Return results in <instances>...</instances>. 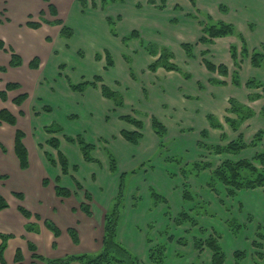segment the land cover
I'll use <instances>...</instances> for the list:
<instances>
[{
  "label": "crops",
  "instance_id": "0c3cea01",
  "mask_svg": "<svg viewBox=\"0 0 264 264\" xmlns=\"http://www.w3.org/2000/svg\"><path fill=\"white\" fill-rule=\"evenodd\" d=\"M54 1L60 16L66 23L74 27L75 31L77 30L76 25L68 21L69 14H74L77 20L83 17L84 27L87 30V34L84 36L87 42L91 38L98 39L95 44L101 46L102 49H96V47L92 56L87 59L95 68V71L88 76L89 79L92 76L106 78L107 74L115 68L105 69L104 58L100 60L95 58L98 51L104 50L103 46L99 45L103 37L108 40L107 46H110L111 54L121 52L119 66L124 83L117 79L113 83L107 81L108 84H105L126 97L124 106L117 107L112 100L103 96L100 89L89 87L83 93L71 90L67 81V77H70V67L63 71L64 76H62L63 73L61 74L59 68L61 62L59 56L68 54L80 66L88 64L87 60H84L86 53L82 57L83 59L79 55V50L84 49L74 47L73 43L77 42L79 37L77 31L74 39L67 40L59 37L60 27L48 26L49 28H43L40 32L48 29L53 31L56 36H52L53 43H47L41 38L42 34L39 35V32L34 33L21 29L14 24V21L4 24L12 28L16 34L12 39L0 31V37L23 56L24 62L20 68H10L11 72L0 74L9 77L10 73H17L16 75L11 74V78L5 81H19L29 93V98L20 108L24 112L23 117L16 111L15 106H9L0 100V108H8L16 115L17 127L25 132L24 143L29 151V168L23 170L15 153L16 128L6 123L0 125V174L9 176L7 180H0V194L9 203V207L0 212V232L15 236L8 241L5 251L6 263L18 264L15 261V254L16 250L20 248L24 258L22 264H47L32 257L28 246L29 242L34 243L38 252L48 258L100 252L104 238L105 216L113 201L112 198L118 194L119 177L145 162L147 167L144 171L133 175L129 180V184L135 183V186L130 189V194H128L127 208L129 209L127 213L125 212L126 215L124 214L121 218L118 231L119 241L136 254L134 255L141 261V264H152L149 259L152 244L149 243L148 238H151L155 245L168 243L165 264H212V251L205 246L203 252H200L195 246V240L197 238L205 240L213 231L221 236L220 242L226 256L224 264H237L235 252L239 250L246 253L241 264H257V262L262 264L264 248L256 249L252 241L255 239L257 229L259 227L264 229L263 187L242 189L237 191L235 197H231L228 194L229 188L223 183H218V194L215 191H210L206 186L211 176V170H205L200 177L189 176V182L193 185V190L198 196L195 202L185 203L181 188L184 178L180 169L196 160L190 157L188 150L192 151L195 148L198 143L197 139L203 137L202 132L207 134V137L204 138L205 143L223 146L227 142L233 141L239 132L243 134L245 142L250 144L259 130L264 131V118L260 115L264 106L263 88H248L245 85L251 78L263 83L264 73L260 72V68L251 64L249 57L242 58L241 68L237 69L231 56V46L235 45L240 50L241 40L236 36L216 38L207 45L202 44V50L196 45L194 58L188 57L180 48V44L198 41L203 36V32L197 20L185 15V13L193 11L191 6L185 3V7L175 13H170L168 10L165 13H159L148 6L145 9L151 11L154 16L151 19L133 20L129 27H124L127 16L122 12V21L118 25L119 32L127 33L137 29L140 34L139 39L132 40L130 46H125L119 39L111 35L106 26L105 17L113 14L109 11V5L106 6L105 12L103 10L100 12V9H97L95 12L98 14H93L88 18V11L85 15L80 13L83 8L78 0ZM7 2V13L9 12L11 18L16 3L23 5V8L26 9V16L29 12L38 16L27 6V0H8ZM220 3L226 7V10H220ZM197 7L207 9V12L216 20L238 26L243 36L246 37L250 51L259 48L260 44L264 43V31L257 37L255 31H249L247 27L264 20V0H197ZM43 8H45V4L40 1L36 11ZM172 15L179 17L180 21L177 24L170 23ZM194 27L197 31L190 30ZM123 28H126V31H123ZM156 42L177 52L179 56L177 57V53H175V61L185 73H191L192 77L187 78L178 71L166 70L163 67H159L155 72L149 70L148 66L158 58V51L153 45ZM198 49L199 53H197ZM204 51L207 52L205 58H209L216 65L227 66L228 76L211 72L206 68L202 61L203 57H201ZM3 55L0 51V65L8 62V58ZM34 56L41 58V66L35 70L29 67V62ZM50 64H52V73H49ZM79 70H83V67H80ZM236 71L239 73L240 86L232 83L231 77ZM83 75L80 73L76 82L81 81ZM218 80L226 82L219 84L215 82ZM202 85L203 88L200 87ZM44 95L51 96L52 113L43 111V105L46 104L43 99ZM257 95H261V97L255 98L254 96ZM35 97L38 100L42 99L43 103L40 100L34 101L37 105L28 108L29 103ZM230 99L237 100L254 112V116L241 125L238 134L226 123V117L233 119L237 117L236 114L230 112ZM133 109L136 110V115L133 116L144 124L141 130L143 137L138 145L129 143L121 135L122 130H137L131 123L119 120L123 115L131 114ZM36 112L40 115L37 116ZM73 114L78 115V119L70 118ZM211 115L212 120L209 118ZM45 116L48 118L47 121L41 123V118ZM106 116H110V123L105 122ZM153 116L167 127L168 150L166 151L161 150V139L153 130ZM23 120L35 122V127L31 128V125L25 127ZM53 121L61 124L67 134L84 133L87 140L95 145L101 138L109 140L112 151L120 159L116 175L112 176L109 173L108 163H105L103 170L105 176L101 179L102 161L100 166L86 162L77 145L59 139L60 133L55 135L59 137L60 149L69 159L70 165L79 166V171L75 173L77 179L86 191L90 190L92 216H88L81 209V204L85 202V198L80 192L82 190L77 188L68 175L63 174L59 165H52L46 157L45 152L53 157L57 155L52 152L53 148L47 144L52 134L43 129ZM76 121L82 123L81 126H75ZM213 122L220 123L222 127L214 126ZM223 134L227 137L225 140H223ZM38 135L39 137H37ZM263 148L264 139L257 147H248L238 154H216L207 148H198L201 151L195 152V154L202 156L205 160L208 159L214 164L213 168H216L225 160H251ZM126 149L131 151L127 157ZM133 149L135 150L132 151ZM95 154L94 151L93 155L95 156ZM178 156L184 159L181 165L167 159ZM255 164L261 167L260 164ZM82 166L83 168L86 166V169L90 170L86 177L89 182L86 185L92 184V188L86 187L84 184L83 171L80 169ZM93 174L95 180H93ZM58 177L61 179L60 185L72 192L70 197L57 196L55 189ZM44 179L49 180L47 187L43 185ZM149 185L159 190L167 201V203H161L151 213H149L151 203L148 194ZM14 193L24 194V199H19ZM136 193H139L141 202L139 207L134 209L130 198ZM19 205L25 206L34 214H39L44 221H38L34 216L30 219L25 218L18 210ZM185 208L205 229H208V235L201 234L198 231L199 227H193L190 223L179 226L173 223L170 215L175 216ZM207 209L213 215H208ZM169 210L170 213H168ZM125 216L127 217L125 218ZM232 218H236L242 225L241 233L237 237L227 226V222ZM45 220H51L59 227L61 230L59 237H55L45 226ZM151 224L154 227L149 234ZM29 225H34L38 230H27ZM70 228L76 229L79 235V244L73 242L68 232ZM166 229H170L171 234L173 233L176 238L186 239L187 244L181 245L176 241V238L175 241L168 242L165 237L160 236V232ZM261 242L264 246V241ZM259 252L262 253V258L257 256ZM72 264L79 263L73 262Z\"/></svg>",
  "mask_w": 264,
  "mask_h": 264
},
{
  "label": "trees",
  "instance_id": "16d2710c",
  "mask_svg": "<svg viewBox=\"0 0 264 264\" xmlns=\"http://www.w3.org/2000/svg\"><path fill=\"white\" fill-rule=\"evenodd\" d=\"M48 4V9L50 10V13L54 16H58L57 8L54 4L50 3V0H45ZM115 0H102V5L105 6L109 2H113ZM120 1V0H119ZM123 1V0H121ZM163 3V6H165V3L167 0H161ZM192 6L197 9V0H189ZM81 3V6L83 9H86L89 1L88 0H79ZM93 7H97L96 1L91 0ZM150 4H155V0H149ZM221 10H226V7L223 5H220ZM200 13V11H198ZM41 14H44V11H41ZM194 17V16H193ZM108 24L110 25L111 32L118 36L117 32L115 31V21L113 18L108 17L107 18ZM202 23V32L203 36L200 38L199 43L201 44H208L211 43L216 38H222L227 36H237L241 42L242 47L239 50L237 46L232 45L231 46V55L235 62V65L238 69H240L241 64L239 60V54L242 55H249V49L247 46L246 39L242 35V33L237 29V27L229 22L225 21H214L210 16L206 17V21H200ZM49 24L54 25H60L61 26V35L64 38H71L74 36V30L65 24V22L62 19H56L52 23L47 21ZM28 25L32 28H39L41 26V23L39 22H29ZM138 36L137 32H133L130 36L131 38ZM129 37V39H130ZM125 39H123L124 41ZM182 47L184 48L186 54L189 57H193V45L189 43L182 44ZM0 49H5V43L2 39H0ZM11 53V60L9 63V67H20L23 64L22 57L16 53L14 50L10 49ZM207 52H205L206 54ZM79 55L81 57L84 56V52L80 51ZM104 58L106 60V68L114 66V59L111 55V53L107 50L104 51ZM172 56V53L168 49H162L160 57L149 66V69L152 71H156L159 67H165L169 70H176L180 71V68L169 62V58ZM96 60L102 59V55L100 53H97L95 56ZM250 60L254 67L262 68L264 65V44L261 45L260 49H255L251 51L250 54ZM204 64L206 68L211 72H218L224 76H228L229 71L226 65L220 64L216 65L209 61L208 59H204ZM40 65V59L39 57H35L31 63L30 67L32 69H38ZM60 70L63 71L66 68L65 64H60L59 66ZM7 68L4 66H0V71H6ZM62 74V72H61ZM186 77H190L189 74H186ZM67 81L69 83V86L71 90L79 93H83L86 91L87 88L93 87L100 89L103 96L107 99L112 100L117 107H123L124 106V96L110 88L107 84L104 83V80L101 76H95L92 80H86L83 78L82 81L75 83L72 82L68 77ZM219 84H224L226 81H215ZM99 83L101 85L99 86ZM232 83L234 85L240 86V78L238 71L234 72L232 75ZM248 88H263L264 90V84L255 79L251 78L249 79L246 84ZM21 88V85L19 83L14 82H8L6 84V87L4 90H0V98L3 101L8 100V92L13 90H18ZM29 95L28 93H21L17 97L14 98L13 103L21 106L27 99ZM252 97V96H251ZM255 98H260L261 95L254 96ZM230 112L235 113L237 115L236 118H229L226 117V121L231 124L234 130L239 131L241 124L248 119L249 117L254 116V112L251 108L240 104L235 99H230ZM43 110L45 112H51L53 108L51 106H44ZM20 114L24 115V112L20 110ZM38 115V113H37ZM261 117L264 118V106L261 109L260 112ZM75 118V117H72ZM209 118L212 120L213 117L209 116ZM122 120H125L128 123H131L134 125L137 130L135 131H128V130H122L121 135L130 143L134 145H138L140 140L142 139L143 135L141 130L143 129V122L140 119H137L133 115H125L121 117ZM8 123L12 126L17 125V117L7 108L0 109V123ZM213 125L216 127H222L220 123L213 122ZM152 127L154 132L157 134V136L161 139L160 147L164 148L166 147V144L162 141L166 134H167V127L156 117H152ZM44 130L52 134V137L47 141V144L54 148L57 151V158H54L52 155H50L48 152H45L46 157L48 161L56 166L59 165L62 169L63 174L67 175L70 173V162L67 156L61 152L60 150V142L57 137L54 135L57 133H61L64 131L63 127L59 125L57 122H53L52 124L46 126ZM203 136H207L206 133L202 134ZM26 134L23 130L17 128L15 132V153L19 159L20 167L23 170H26L29 168V151L24 143V138ZM65 139L72 144H77L85 161L87 162H99L97 159L94 158L92 152L96 148V146L90 142H88L85 137L81 134H78L76 136L71 135H65ZM223 139H225V136L223 134ZM264 139V131L259 130L255 136L254 139L250 144L246 143L243 135L239 133L238 138L229 142L226 145L220 146V145H208V144H201L199 143V146L203 148H207L209 150H212L213 153L216 154H225V153H231V154H238L242 150L248 148V147H257L259 144L263 142ZM42 147V146H41ZM108 151V150H107ZM107 155L109 157L110 161V171L112 173L117 172V159L116 157L111 153L107 152ZM169 161L176 162L179 165L183 163V159L180 157H173L169 158ZM255 163H258L261 165V167L256 166ZM214 164L211 162H194L189 163L187 166L182 168V175L185 179H187L190 175H196L199 176L200 173L204 169H212V173L209 179V187L212 190H215L216 192V186L218 183H223L228 189L229 195H235L236 192L240 189H255L258 187H264V148L259 151L253 159H241V160H225L219 165L218 167L214 168ZM74 171L78 170L77 166L73 167ZM125 174L121 175L120 178V188L118 191L117 196L113 199L112 206L108 209L106 216H105V222H104V238H103V245L100 252L96 254L92 253H82V254H71L66 255L62 258H48L43 255H41L38 252V249L36 245L32 242L28 243L29 249L32 252V257L36 260L43 261L47 264H72L73 262H78L79 264H140L139 259L127 248L125 247L119 240H118V229H119V223L121 221V211L124 203L125 198ZM3 178L8 179L9 177L7 175L3 176ZM73 181L77 185L79 189H83V186L80 184V182L73 176ZM57 185H56V194L59 197L67 198L72 195V192L66 188L60 185L61 179L58 177L56 179ZM44 185L47 186L49 184L48 179H44L43 181ZM149 194L152 201V208L157 207L161 202H166V199L153 187L149 188ZM17 197L20 199L24 198L23 194L15 193ZM86 198L87 201H91L92 197L89 192H86ZM196 195L193 193L191 188L189 186H185L184 188V200L186 202H191L196 200ZM9 207L8 202L6 199L0 194V212L4 209ZM19 211L28 219L35 216L37 219H41L39 215H34L29 209H27L24 206H19ZM81 209L88 215H92L91 207L88 203L83 202L81 204ZM208 215H213L209 209H207ZM175 222L177 224H184V223H190L193 227H199V231L202 234H207L208 230L205 229L203 226L200 225V222L194 218L191 214H188L187 212H182L179 216L175 218ZM45 226L54 234L55 237H59L61 235V230L59 227L50 220H45L44 222ZM227 225L229 229L232 231L233 234L237 235L242 229V225L238 222L236 218H232L227 222ZM152 227V225H151ZM27 230L30 231H37L38 229L34 225L27 226ZM73 242L75 244H79V235L74 228H70L68 230ZM257 236L259 239L264 240V231L260 227ZM15 236L13 234H6L0 232V239L2 243L0 244V263L1 264H7L5 260V250L8 246V241L11 238H14ZM173 239V238H170ZM221 236L217 232H212L208 237L203 240L197 238L195 240V246L200 251L203 252L204 247H208L212 253V264H224L225 263V252L223 250V247L221 245ZM148 241L150 244H152L149 252V259L154 264H165L166 259V252H167V244L166 243H160V244H153V241L151 238H148ZM178 242L181 245H186L187 241L185 239H180ZM254 247H258L259 249H262V245L256 241L253 242ZM56 246V245H55ZM246 253L245 251H236L235 252V259L237 264H240L243 259L245 258ZM257 256L263 257L262 253H258ZM23 253L20 248L16 250L15 254V261L18 264L23 263Z\"/></svg>",
  "mask_w": 264,
  "mask_h": 264
},
{
  "label": "rangeland",
  "instance_id": "374dc122",
  "mask_svg": "<svg viewBox=\"0 0 264 264\" xmlns=\"http://www.w3.org/2000/svg\"><path fill=\"white\" fill-rule=\"evenodd\" d=\"M8 0H0V31L2 32V33H4V34H6L7 36H10L12 39H14V37H15V31L12 29V28H10V27H7V26H5L7 23H12L13 21H14V24L17 26H19L21 29H24V30H29V31H33L34 33L35 32H39V35H41L42 34V36H41V38L45 41V42H47V43H53L52 42V40H53V38H52V36H56L54 33H53V31H49L48 29H45V30H43L42 31V33L40 32V30H42L43 28H49L48 26H50V27H55V26H58V27H60V30H59V37L60 38H64V37H62V35H61V26L60 25H54V24H49V23H47V21H49V22H53V21H55L56 19H62L64 22H65V24L66 25H68L69 27H71L73 30H74V36L73 37H71V38H64V39H67V40H70V39H74L75 37H76V31L79 33V37H78V41L77 42H74L73 44H74V47H76V48H83L84 50H79V52L80 51H83L84 52V55H85V53H86V56H85V61L89 58V57H91L92 56V52H93V50L96 48V49H102L101 48V46H96V44H95V42L96 41H98V39H90L88 42L85 40L86 38H85V36H84V34L86 35L87 34V30H86V28L84 27V20H83V17H82V19H76L75 18V15L74 14H69V17H68V21H70V22H72V23H74V25H76V27H77V30L75 31V28L74 27H72L71 25H69L68 23H66V21L60 16V13H59V10H58V7H57V5H56V3H55V1L54 0H50V3H52V4H54L55 6H56V8H57V11H58V16H54V15H52V13H50V10L48 9V4L49 3H47L45 0H27L28 2H26L28 5V7L29 8H31L36 14H38V16L37 15H35L33 12H29L28 14H27V16H26V9H24L23 8V5H20L19 3H16V6H15V8H14V12L12 13V18L10 17V14H9V12L7 13V2ZM40 1H42L44 4H45V8H43V9H41V10H37L36 11V8H37V6L40 4ZM89 1V4H88V6H87V8L86 9H83L82 11H80V13L81 14H83V15H85L86 13H87V11H88V18L89 17H91V16H93V14H98V13H96L95 12V10H97V9H100V12H101V10H103V12H105L106 10H107V8H106V6H108L109 5V7H110V9H109V11H111V13H113V14H109L107 17H105V22H106V26L108 27V29L110 30V25L108 24V21H107V18L108 17H111V18H113V20L115 21V26H114V28L113 29H115V31L117 32V34H118V36H115L112 32H111V30H110V33H111V35L112 36H114L116 39H119L125 46H130L131 45V41L132 40H137V39H139V37H140V34H139V31L137 30V29H133V30H131V31H129V32H127V33H122V32H119L120 30H119V28H118V25H119V22H121L122 21V16H121V13L122 12H124L125 14H126V16H127V19H126V24L124 25V27L125 26H127V27H129V25L131 24V22L133 21V20H136V19H144V18H146V19H151L153 16H154V14L151 12V11H149V10H147V9H145L146 7H148V6H150V7H152V9L153 10H155V11H157V12H159V13H165V12H167V10L170 12V13H175V11H179V10H182L181 8H184L185 7V3L187 4V5H189V6H191V8H192V12H187V13H185V15L188 17V18H191V19H195V20H197L198 22H199V24H200V27L201 28H203V26H202V23L200 22V21H206V17L207 16H210L214 21H220V20H216L215 18H213L208 12H207V9H199L198 7H197V9H195L193 6H192V4L190 3V1L189 0H167L166 1V3H165V6L164 7H162L163 6V3H162V1L161 0H155V4H150L148 1L149 0H123V1H119V0H115V1H113V2H109V3H107V5H105V6H103L102 5V0H95L96 1V5H97V7H93V5H92V2H91V0H88ZM78 2H79V0H78ZM80 3V2H79ZM81 4V3H80ZM221 4V3H220ZM124 5V6H123ZM222 5V4H221ZM225 7V6H224ZM83 8V7H82ZM219 8H220V5H219ZM106 9V10H105ZM44 11V14H41V11ZM221 10V9H220ZM198 11H200V13L198 12ZM221 11H223V10H221ZM31 13H33V14H31ZM169 13V14H170ZM166 14H168V13H166ZM194 16V17H193ZM170 21V23L171 24H177L180 20H179V17H174L173 15H172V19L171 20H169ZM29 22H39V23H41V26L39 27V28H32V27H30L29 25H28V23ZM5 24V25H4ZM103 25H105V24H103ZM243 25V24H242ZM131 26V25H130ZM236 26V25H235ZM237 27V29L239 30L240 28L238 27V26H236ZM248 28H249V31H255V33L257 34V37L259 36V34H262L263 33V31H264V20L262 21V22H256V23H253V24H250L249 26H247ZM252 28V29H251ZM190 30H193V31H197V30H195V27L194 28H191ZM123 31H126V28H123ZM240 31V30H239ZM51 32V33H50ZM133 32H137L138 33V36H136V37H133V38H131L130 36L132 35V33ZM241 32V31H240ZM159 35H161V33H159ZM243 35V34H242ZM129 37H130V39H129ZM237 37V36H236ZM244 38H246V37H244ZM0 39H2L3 41H4V43H5V51L4 50H1L0 49V51H2V53L4 54L3 56H6V58H8V62H7V64H3V65H0V66H4V67H6L7 68V70L6 71H0V73H3V74H7L8 72H11L10 70L11 69H18V68H20V67H16V68H13V67H9V63H10V60H11V53H10V49H12V50H14L16 53H18L21 57H22V59H23V56L18 52V51H16L11 45H9L8 44V42L5 40V39H3L2 37H0ZM39 39V38H38ZM101 39V38H100ZM99 39V40H100ZM123 39H125L124 41H123ZM199 40L200 39H198V41L197 40H195V41H193V43H191V42H183L182 44H184V43H189V44H192L193 45V58H194V48H195V46L197 45V46H199V48H201V50H202V48H203V46H202V44L201 43H199ZM246 42H247V40H246ZM182 44H180V48L185 52V50H184V48L182 47ZM209 44V43H208ZM262 44H264L263 42H262ZM262 44H260V46H259V48H257V49H260L261 48V45ZM84 45V46H83ZM99 45H102L103 46V51L101 50V51H98L97 53H100L101 55H102V58H104V51L105 50H107V51H109V47L110 46H107L108 45V40H106L105 39V37H103L102 39H101V41H100V43H99ZM153 45L156 47V50L158 51V58L160 57V54H161V51H162V49H168L171 53H172V56L168 59L169 60V62L170 63H173V64H175V65H177L179 68H180V71H178V72H180V73H182L183 75H185L186 76V74L187 73H185V71H183L182 70V68L177 64V62L175 61V59H176V54L175 53H177V52H175L174 50H172L170 47H168V46H165L164 44H158L157 42L156 43H153ZM204 45H207V44H204ZM147 46V45H146ZM247 46H248V43H247ZM248 49H249V47H248ZM72 50H74V49H72ZM253 50H255V49H253ZM252 50V51H253ZM132 51V50H131ZM250 51V50H249ZM110 52V51H109ZM205 52L206 51H204L203 52V54H202V56L201 57H203L202 58V61L204 60V59H208L209 61H211L209 58H205ZM96 53V54H97ZM111 53V52H110ZM186 53V52H185ZM197 53H199V49H198V52ZM250 54H251V51L249 52V55H242L241 53L239 54V60L241 61L240 62V64L241 63H243L242 62V58H244V57H249L250 58ZM112 55V57H113V59H114V63L116 64V66H115V64H114V66L113 67H115V68H113L108 74H107V76H106V78H103V80H104V83H107V81H109V82H111V83H113V81H115V80H117V79H120L123 83H124V80H123V78H122V72H121V68H120V61H121V59H120V55H121V52H114L113 54H111ZM96 56V55H95ZM179 55H178V53H177V57H178ZM188 56V55H187ZM232 56V55H231ZM35 57H39V56H34L32 59H31V61L35 58ZM60 59H61V62H60V64H65L66 65V68L63 70V71H65L66 69H67V67H70V77H68L72 82H75V83H78V82H80V81H78V82H76V79L78 78V75L80 74V73H83L84 75H83V77H82V80H83V78H85L86 80H92L94 77L92 76L90 79L88 78V76H90L94 71H95V68L94 67H92L91 66V64H90V60H87V62H88V64L87 63H85V66L84 65H82V66H80L78 63H76V60L71 56V55H63V54H60ZM80 57V56H79ZM84 57V56H83ZM189 57V56H188ZM198 57V56H197ZM80 58H82V57H80ZM157 58V59H158ZM39 59H40V65H39V67L41 66V58L39 57ZM83 59V58H82ZM104 60H105V58H104ZM124 60H126L127 61V59H124ZM31 61L29 62V67H30V63H31ZM106 61V60H105ZM23 62H24V59H23ZM212 62V61H211ZM154 63V62H153ZM153 63H151V64H153ZM212 63H214V62H212ZM235 63V62H234ZM150 64V65H151ZM203 64H204V61H203ZM215 64V63H214ZM252 64V63H251ZM23 65V64H22ZM149 65V66H150ZM220 65V64H219ZM60 66V65H59ZM132 66V65H131ZM148 66V67H149ZM80 67H83V70H79L80 69ZM162 67V66H161ZM237 67V66H236ZM11 68V69H10ZM31 68V67H30ZM105 68H106V66H105ZM110 68V67H109ZM108 68V69H109ZM163 68H165V67H163ZM241 68V67H240ZM32 69V68H31ZM39 69V68H38ZM166 69V68H165ZM238 69V68H237ZM261 70H260V72L261 73H264V65H263V67L262 68H260ZM35 70V69H34ZM150 70V69H149ZM166 70H169V69H166ZM63 71H61L62 73H63ZM152 71V70H151ZM157 71V70H156ZM173 71H176V70H173ZM134 72H135V70H134ZM153 72H155V71H153ZM188 72V71H187ZM49 73H52V64H50L49 65ZM189 73V72H188ZM11 74H17V73H10V75H9V77L7 76V75H1L0 74V90H4L5 89V87H6V84L8 83V81H5V80H9V78H11L10 76H12ZM190 75V77H188V78H191L192 77V75H191V73H189ZM61 75V74H60ZM188 75V74H187ZM220 75H222V74H220ZM233 75V74H232ZM62 76H64V73L62 74ZM224 76V75H223ZM231 79H232V77H231ZM81 80V81H82ZM9 82H14V83H19L20 85H21V88L20 89H18V90H13V91H10V92H8V100L7 101H3L1 98H0V100L2 101V102H4V103H7V105H9V106H11V105H13V106H15L16 107V111L19 113V115L20 116H22L23 117V115H21L20 114V110H22V109H20L21 108V106L23 105H21V106H18V105H16V104H14L13 103V100H14V98L15 97H17L19 94H21V93H27L26 92V90L23 88V85L19 82V81H15V80H11V81H9ZM108 84V83H107ZM263 84H264V82H263ZM101 85V83H99V86ZM201 88H203V85L202 86H200ZM111 88H113V87H111ZM114 89V88H113ZM263 92H264V90H263ZM122 94V93H121ZM28 95H29V93H28ZM123 95V94H122ZM124 97V101H125V97H126V95H123ZM29 98V97H28ZM43 99H44V103H46V104H44L43 105V107L44 106H51L52 107V105H53V102H52V100H51V96H48V95H44L43 96ZM40 100V102L41 103H43V100L42 99H39ZM36 97L35 98H33L32 99V101L29 103V105H28V108L30 107V108H33L34 106H35V102L36 101H39ZM35 101V102H34ZM37 105V104H36ZM41 105V104H40ZM3 108V107H2ZM2 108H0V109H2ZM5 108V107H4ZM53 108V107H52ZM129 108H131V105H129ZM8 109V108H7ZM10 110V109H9ZM23 111V110H22ZM44 111V110H43ZM135 109H133L132 110V112H131V114H129V115H136L135 114ZM45 112V111H44ZM53 112V110L51 111V112H46V113H52ZM37 113L38 112H36V115H37ZM111 114V113H110ZM235 114V113H234ZM15 115V114H14ZM38 115H40L39 113H38ZM37 115V116H38ZM144 115V114H143ZM16 116V115H15ZM79 116L81 117V119H82V116L79 114ZM123 116H125V115H123ZM212 116V115H211ZM72 117H75V118H73V120H76V119H78V115H75V114H73V115H71L70 116V118H72ZM253 117V116H252ZM252 117H249L248 119H246L243 123H245L246 121H248L250 118H252ZM42 119V121H41V123H43V122H45V121H47V119L48 118H46V116L45 117H42L41 118ZM110 120V116H106L105 117V122L106 123H110L111 122V120ZM119 120H122L121 118L119 119ZM123 121H125V120H123ZM17 122H18V120H17ZM34 122V121H33ZM54 122V121H53ZM52 122V123H53ZM103 122H104V117H103ZM126 122V121H125ZM3 123H5V122H3ZM3 123H0V125H2ZM51 123V124H52ZM128 123V122H127ZM226 123L227 124H229L230 126H231V124L230 123H228L227 121H226ZM242 123V124H243ZM6 124H8V123H6ZM59 124V123H58ZM81 124L82 123H80L79 121H76V123H75V126H81ZM241 124V125H242ZM8 125H10V124H8ZM23 125H25V127H29L30 125H31V128H33V127H35V122L34 123H32V121H30V122H28V121H25V120H23ZM33 125V126H32ZM59 125H61V124H59ZM12 126V125H11ZM48 126V125H47ZM62 126V125H61ZM13 127H15L16 129L18 128L17 127V125L16 126H13ZM46 127V126H45ZM44 127V128H45ZM63 127V126H62ZM43 128V129H44ZM231 128L233 129V127L231 126ZM240 128H241V126H240ZM63 129H64V131L63 132H61L60 133V138L59 137H57V138H59V139H63V140H65V141H67L66 139H65V135H71V134H67V133H65V128L63 127ZM192 130V129H191ZM191 130H189V131H191ZM234 130V129H233ZM182 131H185L184 129H182ZM239 131H240V129H239ZM239 131H237V130H234V132H239ZM46 132V131H45ZM204 132H202V134H203ZM240 133V132H239ZM59 134V133H58ZM78 134H81V135H83L84 137H85V139L87 140V138H86V136H85V134L84 133H78ZM78 134H76V135H78ZM238 134V133H237ZM242 134V133H241ZM56 135V134H55ZM54 135V136H55ZM76 135H71V136H76ZM243 135V134H242ZM167 136H168V133L166 134V136H165V138L162 140L165 144H166V147H164V148H161V150L163 149V151H166V150H168V145H167V143H166V138H167ZM203 136V135H202ZM37 137H39V135L37 136ZM56 137V136H55ZM123 137V136H122ZM207 136H203L202 137V139H197V141H198V143L196 144V146H195V148H193V150L192 151H189L188 150V153H189V155H190V157L192 158V159H196V160H194V162H211V161H209L208 159H203L202 158V156H200V155H196L195 154V152H200L201 150H199L198 148H201V149H203V147H201V146H199V143H201V144H204L205 142V139L204 138H206ZM124 138V137H123ZM227 137L225 136V139H226ZM238 138V136L235 138V139H237ZM243 138H244V136H243ZM125 139V138H124ZM225 139H223V140H225ZM234 139V140H235ZM126 140V139H125ZM88 141V140H87ZM127 141V140H126ZM60 142V141H59ZM89 142V141H88ZM129 142V141H128ZM231 142V141H230ZM90 143H92V142H90ZM130 143V142H129ZM229 142H227V144H228ZM92 144H94V143H92ZM205 144H207V143H205ZM75 145H77V144H75ZM95 145V144H94ZM209 145V144H208ZM42 146V145H41ZM78 146V145H77ZM96 146V148L93 150V152L95 151L96 152V154H95V156H94V158L95 159H97V161H99V162H89V163H95V164H97V165H101V161H102V163H103V167L101 168L102 170V173H101V179L103 178V176H105V174H104V172H103V170H104V167H105V163L107 164L108 163V166H109V170H110V161H109V157H108V155H107V152L109 151V152H111L115 157H116V159H117V171H118V162L120 161V159H118V157H117V155L112 151V149H111V147H110V142H109V140H106L105 138L103 139V138H101L100 140H99V142L97 143V145H95ZM210 146V145H209ZM197 147V148H196ZM55 149L53 148L52 149V152H54V153H56L57 154V151L55 150ZM61 150V149H60ZM108 150V151H107ZM135 149H133L132 151H134ZM61 152H62V150H61ZM93 152H92V154H93ZM125 153H126V157L131 153V151L129 150V149H126V151H125ZM258 153V152H257ZM82 154V153H81ZM83 156V155H82ZM178 157H180V156H178ZM201 157V158H200ZM54 158H57V155H56V157H54ZM170 157H168L167 159H169ZM181 158V157H180ZM197 158H200V159H197ZM222 158V157H221ZM183 159V158H182ZM218 159V158H217ZM183 161H184V159H183ZM87 162V161H86ZM150 162V161H149ZM148 162V163H149ZM194 162H190V164L191 163H194ZM223 162V161H222ZM212 163V162H211ZM178 165V164H177ZM221 165V164H220ZM74 166H77L78 167V170L77 171H74L73 170V167ZM74 166H71L70 165V173L69 174H67L69 177H70V179H72V177L74 176L76 179H77V177H76V175H75V173H77L78 171H79V166L78 165H74ZM145 167H147V164L145 163V162H143V163H141L139 166H137L136 168H134V169H132V170H130V171H128V172H126V173H123V174H125L124 176H125V200H124V203H123V207H122V211H121V214H122V217L121 218H123V216H124V214H125V212L127 213V211H128V209L129 208H127L128 207V205H127V199H128V194H130V189L131 188H133L134 186H135V183H130L129 184V180H130V178L133 176V175H138V174H140L141 172H143L144 171V169H145ZM151 167V166H150ZM182 168L183 167H181V169H180V172L182 171ZM81 169V171H83L82 172V175H83V179H84V184L86 185L89 181L88 180H86V177L88 176V173L90 172V170L88 169H86V166L83 168V166H82V168H80ZM214 169V168H213ZM205 170H211V173H212V169H204L203 171H205ZM202 171V172H203ZM202 172L200 173V175L199 176H196V175H192V176H195V177H200L201 176V174H202ZM109 173L112 175V176H114V175H116V173H112L111 171H109ZM92 174V173H91ZM90 174V175H91ZM123 174H121V175H123ZM121 175H120V177H119V181H120V178H121ZM181 175H182V173H181ZM3 176H5V175H3V174H0V180H7V179H5V178H3ZM93 176V180H95L96 178H95V175L93 174L92 175ZM183 176V175H182ZM9 177V176H8ZM183 178H184V176H183ZM189 178L190 177H188L187 179H185L184 178V182H183V184L181 185V188H182V194H183V198H184V188H185V186H189V188H191V190L193 191V193L196 195V197H198L197 196V194L195 193V191L193 190V185L189 182ZM73 180V179H72ZM78 180V179H77ZM79 181V180H78ZM74 182V181H73ZM75 183V182H74ZM81 185H82V183H80ZM43 185H44V183H43ZM49 185V184H48ZM47 185V186H48ZM45 186V185H44ZM47 186H45V187H47ZM83 186V185H82ZM87 186H89L90 188H92L93 187V185L92 184H89V185H86V187ZM206 186L210 189V191H215V190H211V188L209 187V181L207 182V184H206ZM150 187H153L156 191H158L161 195H162V193L159 191V190H157L154 186H151V185H149L148 186V194H149V188ZM217 187H218V184H217V186H216V192L218 193V190H217ZM78 188V187H77ZM229 188V187H228ZM264 188V187H263ZM79 189V188H78ZM79 190H82V191H80L81 192V195L85 198V203H88L89 205H90V202L92 201V199H91V201H87V198H86V192H89L90 193V190L89 191H86L85 189H84V186H83V189H79ZM240 190H242V189H240ZM247 190H249V189H247ZM239 191V190H238ZM140 193V192H139ZM139 193H136L135 195H133V196H131V198H130V202L133 204V208L134 209H137V207H139V204H140V202H141V198H140V195H139ZM237 193V192H236ZM15 194V193H14ZM219 194V193H218ZM24 195V194H23ZM91 195V194H90ZM163 196V195H162ZM231 196V195H230ZM236 195H232L231 197H235ZM91 197H92V195H91ZM149 197H150V194H149ZM164 197V196H163ZM19 198V197H18ZM115 198V196L112 198V200ZM20 199V198H19ZM24 199V198H23ZM23 199H21V200H23ZM151 199V198H150ZM113 202V201H112ZM191 202H195V201H191ZM161 203H167V201L166 202H161ZM160 203V204H161ZM185 203H190V202H186L185 201ZM9 204V203H8ZM112 204V203H111ZM151 204H152V201H151V203H150V207H149V213H151V211H153L155 208H152V206H151ZM159 204V205H160ZM158 205V206H159ZM20 206V205H19ZM21 206H23V205H21ZM112 205H110V207H111ZM157 206V207H158ZM25 207V206H24ZM90 207H91V205H90ZM109 207V208H110ZM8 208V207H7ZM6 208V209H7ZM19 208V207H18ZM170 208V207H169ZM202 208L203 209H205V207L204 206H202ZM5 210V209H4ZM19 210V209H18ZM3 211V210H2ZM32 212V211H31ZM182 212H187V209L185 208L184 210H182L180 213H178L177 215H175V216H173V215H170L171 216V219L173 220V223L175 224V225H181V224H177L176 222H175V218L177 217V216H179ZM33 213V212H32ZM132 213V212H131ZM168 213H170V210L168 211ZM188 214H190L189 212H187ZM22 214V213H21ZM34 214V213H33ZM23 215V214H22ZM34 215H36V214H34ZM37 215H39V214H37ZM126 215V214H125ZM132 215H133V213H132ZM24 216V215H23ZM40 216V215H39ZM92 216V215H91ZM128 216V215H127ZM127 216H125V218L127 217ZM193 216V215H192ZM25 217V216H24ZM35 217V216H34ZM41 217V216H40ZM166 217H168L167 215H166ZM26 218V217H25ZM36 218V217H35ZM124 218V219H125ZM195 218V217H194ZM37 219V218H36ZM38 221H44L42 218L41 219H37ZM171 220V221H172ZM41 221V222H42ZM51 221V220H50ZM120 224V223H119ZM152 225V224H151ZM151 225L149 226V234H150V232H151V229H153V225H152V227H151ZM201 225V224H200ZM202 226V225H201ZM228 226V225H227ZM260 228V227H259ZM259 228L257 229V232H258V230H259ZM262 228V227H261ZM263 229V228H262ZM208 230V229H207ZM242 230V229H241ZM118 231H119V229H118ZM198 231H199V228H198ZM231 231V230H230ZM263 231H264V229H263ZM200 232V231H199ZM209 232V231H208ZM208 232H207V235H208ZM232 232V231H231ZM257 232H256V235H255V239L252 241V244H253V242L254 241H256V242H258V243H260L262 246H263V243L261 242V241H264V240H261V239H259V237L257 236ZM240 233H241V231L239 232V234H237V235H235V234H233L235 237H237V236H239L240 235ZM202 234V233H201ZM204 235H206V234H204ZM160 236L161 237H165L166 239H167V241L168 242H173V241H175V236H174V234L172 233L171 234V231H170V229H166V230H164L163 232H160ZM170 238H173V239H170ZM180 239H184V238H176V241H178V240H180ZM200 239V238H199ZM119 240V239H118ZM186 240V239H185ZM166 244H167V247H168V243L166 242ZM126 247H127V245H125ZM152 246V245H151ZM254 246V245H253ZM128 248V247H127ZM256 249H259L258 247H255ZM264 248V246L262 247V249ZM7 249V248H6ZM129 249V248H128ZM6 251V250H5ZM133 254H135L133 251H131ZM258 254V253H257ZM71 255V254H70ZM136 255V254H135ZM140 261V260H139ZM150 262H151V260H150ZM243 262V261H242ZM241 262V263H242ZM152 263V262H151ZM237 263V262H236ZM240 263V264H241ZM140 264H141V261H140ZM145 264V263H144ZM152 264H154V263H152ZM257 264H261V263H258L257 262ZM262 264H264V262L262 263Z\"/></svg>",
  "mask_w": 264,
  "mask_h": 264
}]
</instances>
